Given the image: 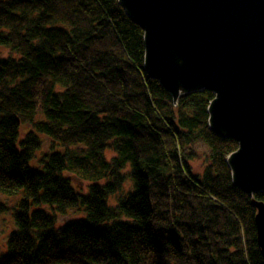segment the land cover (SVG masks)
Segmentation results:
<instances>
[{
	"label": "trees",
	"instance_id": "obj_1",
	"mask_svg": "<svg viewBox=\"0 0 264 264\" xmlns=\"http://www.w3.org/2000/svg\"><path fill=\"white\" fill-rule=\"evenodd\" d=\"M0 46L14 53L0 56V195H19L0 264H263L225 163L237 143L206 126L213 95L173 110L116 0H0ZM194 139L209 149L201 175ZM69 210L81 216L59 224Z\"/></svg>",
	"mask_w": 264,
	"mask_h": 264
},
{
	"label": "water",
	"instance_id": "obj_2",
	"mask_svg": "<svg viewBox=\"0 0 264 264\" xmlns=\"http://www.w3.org/2000/svg\"><path fill=\"white\" fill-rule=\"evenodd\" d=\"M143 32V70L170 94L208 89L209 131L237 148L225 163L231 184L254 208L264 264V0H118ZM155 4V5H154ZM174 100V99H173Z\"/></svg>",
	"mask_w": 264,
	"mask_h": 264
},
{
	"label": "rangeland",
	"instance_id": "obj_3",
	"mask_svg": "<svg viewBox=\"0 0 264 264\" xmlns=\"http://www.w3.org/2000/svg\"><path fill=\"white\" fill-rule=\"evenodd\" d=\"M143 49H144V46H143ZM10 55H14V53L10 52L7 48L3 46H0V56L6 57ZM42 139H43V143L41 144L40 149L35 152L36 159L39 158L43 153H46L50 146V143H49L50 140L47 137L43 136ZM191 147L195 155L194 158L189 161L191 172L196 175H201L204 167L207 164V156L209 154V149L207 145H205L202 141H199V140L197 142L192 143ZM114 155L115 154L111 149H108L105 152V157L107 160L113 157ZM73 182L77 184L78 188L84 187L86 184V182L78 181L76 179H74ZM128 182L129 180H125L121 184V188L119 191L125 190L128 186ZM119 191H117V193ZM117 193H114L113 195L109 197L108 199L109 204L114 205L116 203ZM0 199L7 206V210H5L3 213L0 214V250H2L4 249V246H5V240H6L5 238H7V235L9 234L10 230L14 227V221H13V215H12L13 207L18 201L19 195H11V196H5V197L0 195ZM79 216H81L80 213L78 214L75 210H69L65 214L57 215V221L59 224L66 223V222L72 221L75 218H78Z\"/></svg>",
	"mask_w": 264,
	"mask_h": 264
},
{
	"label": "bare ground",
	"instance_id": "obj_4",
	"mask_svg": "<svg viewBox=\"0 0 264 264\" xmlns=\"http://www.w3.org/2000/svg\"><path fill=\"white\" fill-rule=\"evenodd\" d=\"M117 1V4L120 6V4L118 3V0H116ZM155 5V4H154ZM123 10V9H122ZM123 12H124V10H123ZM124 14H125V12H124ZM126 15V14H125ZM134 23V22H133ZM136 24V23H135ZM137 25V24H136ZM138 26V25H137ZM249 26H250V30L252 31V34H253V36H254V39H255V41L256 42H258L259 44H264V31H263V29L261 28V27H259V26H257V25H255L254 23H250L249 24ZM21 33H22V35L23 36H28L30 33H31V25H27L26 24V22H22L21 23ZM142 35H143V32H142ZM33 37H37V35H33ZM39 37V36H38ZM142 42H143V37H142ZM143 54H144V52H143ZM142 64H143V61H142ZM142 68H143V65H142ZM146 74V73H145ZM147 75V74H146ZM148 76V75H147ZM204 91H208V92H210L212 95H213V92H211L210 90H208V89H204ZM201 93V90H196V91H192L191 93H189L188 95L187 94H185V95H175V97H173V98H171V96H170V94L169 93H167L168 95H169V97L171 98L170 100H171V105H172V107H173V110H176V109H178V106L182 103V99H184V98H186V97H188V96H190V95H194V94H200ZM213 98V97H212ZM212 98L209 100V101H211L212 100ZM174 99V100H173ZM209 101H208V103H209ZM208 103H207V106H208ZM207 114V113H206ZM206 126H207V128H208V130H209V126H208V116H207V118H206ZM175 127V126H174ZM176 128V127H175ZM44 135H42L41 136V141H42V143H43V139H42V137H43ZM198 140H193V143L194 142H197ZM200 141V140H199Z\"/></svg>",
	"mask_w": 264,
	"mask_h": 264
}]
</instances>
